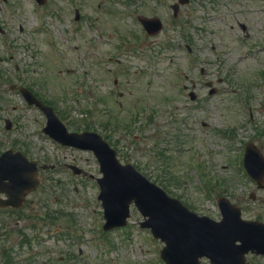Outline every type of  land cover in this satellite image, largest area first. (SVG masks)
Masks as SVG:
<instances>
[{"label":"rangeland","instance_id":"374dc122","mask_svg":"<svg viewBox=\"0 0 264 264\" xmlns=\"http://www.w3.org/2000/svg\"><path fill=\"white\" fill-rule=\"evenodd\" d=\"M152 1L0 0V153L13 147L55 166L39 173L40 188L22 209L0 211V264H164L162 244L138 226L134 208L125 228L102 231L96 182L66 168L100 177L98 163L48 140L37 112L11 109L22 101L5 87L17 80L69 131L102 136L122 163L190 212L218 219L217 198L225 197L243 218L264 222V190L242 166L247 142L264 154V0H191L180 29L167 20L148 38L133 15Z\"/></svg>","mask_w":264,"mask_h":264},{"label":"water","instance_id":"95a60500","mask_svg":"<svg viewBox=\"0 0 264 264\" xmlns=\"http://www.w3.org/2000/svg\"><path fill=\"white\" fill-rule=\"evenodd\" d=\"M37 1L41 4L45 2V0ZM45 111L49 113L50 118V126H48L46 131L50 133L54 130L55 126H57L62 133H65L64 127L56 117H54L52 110L48 108L45 109ZM51 125L53 126L51 127ZM52 135L59 140L61 139L55 132H52ZM86 136L92 141L88 142L90 146L82 145L77 142H72V144L82 148H95L97 155L100 157L98 158L105 174L104 178L99 181L102 188L100 198L105 210V217L108 220V226L116 224L122 225V220L126 216L128 205L130 201L134 200L136 205L138 203L145 211L150 212L151 219L148 220L145 225L151 227V231L155 237H161L166 244H168L169 241L170 245H177L181 241H184L186 250L191 251L190 258L203 251L202 248H195L188 244L192 237V232L189 227L191 225L194 227L201 226V219H196L185 210L180 211L182 214L172 217L166 212L165 206L168 207V201L160 190L138 176L130 166L120 167L115 161L114 152L109 150L106 143L102 142L99 136L95 134H86ZM69 137L72 138L73 136ZM248 149L250 151V148ZM251 154V158L254 159L256 165L264 169L263 158L258 156L255 151L251 152ZM249 168L252 170L251 167ZM22 170L23 168H13L1 175V177L8 178L11 183L8 195L15 199L16 202L13 204L15 207L19 205L24 194L36 185L33 172L19 179L17 175ZM171 208L176 210L172 206ZM227 221L229 222V220ZM244 225H248V223H244ZM218 232L219 230L217 233ZM259 239L261 238L259 237ZM225 244H229L233 247L232 242H225ZM168 250L169 245L163 250V257L166 260L170 256ZM182 261L185 262L184 260Z\"/></svg>","mask_w":264,"mask_h":264},{"label":"flooded vegetation","instance_id":"af4514ba","mask_svg":"<svg viewBox=\"0 0 264 264\" xmlns=\"http://www.w3.org/2000/svg\"><path fill=\"white\" fill-rule=\"evenodd\" d=\"M152 3H153L152 6H148V7L146 6V8H148V10H150V11H148L145 14H143L144 16H147V17H150V18H152V17H160L161 18V16H163V14L168 15V12L167 11L168 10H172L173 6L177 10L176 17H173L175 21L177 20L178 16L181 13V8L179 6H177V5H175L176 4V0H170V1L169 0H158V1L157 0H153ZM189 5L187 7H189ZM130 6H135V5L131 4ZM141 8H142V5H139L137 7V9H141ZM138 15H141V14H138ZM137 19H139V18L137 17ZM137 19H136V22H137L138 28L140 30H142V32H144L143 27L139 23L140 20L138 21ZM241 27L243 28V26H241ZM37 98L40 100L39 95H37ZM29 108H33L35 111L39 112L34 107H27L26 109L28 110ZM12 110L15 111L16 108L13 107Z\"/></svg>","mask_w":264,"mask_h":264}]
</instances>
